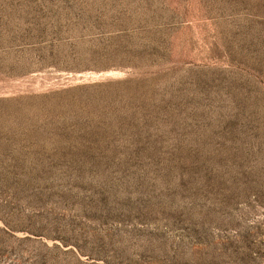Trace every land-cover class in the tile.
Returning a JSON list of instances; mask_svg holds the SVG:
<instances>
[{
  "label": "rangeland",
  "instance_id": "obj_1",
  "mask_svg": "<svg viewBox=\"0 0 264 264\" xmlns=\"http://www.w3.org/2000/svg\"><path fill=\"white\" fill-rule=\"evenodd\" d=\"M0 264H264V0H0Z\"/></svg>",
  "mask_w": 264,
  "mask_h": 264
}]
</instances>
